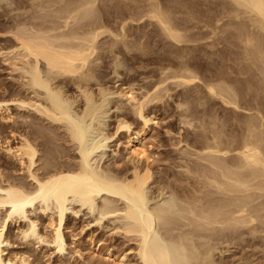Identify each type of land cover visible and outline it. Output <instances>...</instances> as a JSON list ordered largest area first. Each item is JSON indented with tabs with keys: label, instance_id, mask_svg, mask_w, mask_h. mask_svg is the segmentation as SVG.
Instances as JSON below:
<instances>
[{
	"label": "bare ground",
	"instance_id": "bare-ground-1",
	"mask_svg": "<svg viewBox=\"0 0 264 264\" xmlns=\"http://www.w3.org/2000/svg\"><path fill=\"white\" fill-rule=\"evenodd\" d=\"M3 1L12 0H0V6ZM31 1L41 12H33L28 18L17 14L12 16L7 31L13 44L8 49L0 50V55L17 72L21 86L31 95L25 98L0 99V264H26L30 260L27 253L29 251L12 254L8 252L11 241L7 234L13 221L27 219L25 226L18 227L16 234L20 239L46 243L54 247L56 252L64 253L68 245L65 233V229H68V211L74 203H79L81 207H87L93 212L98 210L100 216L95 220L99 223L109 214L122 216L121 223L115 227L117 231L121 229L131 235L136 245L132 247L133 254L123 253L117 258L111 247L106 249L105 257L113 258L119 264H128L130 259H134L137 264H213L216 259L212 253L216 244L211 241L216 236L221 241L226 230L236 233L244 228L255 235L256 232L264 233V114L259 115L260 112L255 110L258 114L248 115L244 125L240 126L242 130L237 145H234L237 140L235 134L224 138L225 136L215 132L212 141L207 139L199 152L201 162L196 167L192 166L188 174L190 176L186 175L187 185H175L176 181L174 184L172 181L161 182L156 185V196L150 199L148 184L155 173L150 165L141 167L140 162L145 160L149 164L151 161L145 142L146 127L149 128L156 122V116L148 114L145 106L150 101L162 99V91L168 89L164 82L169 78L191 83L198 79L195 75L197 73L188 70V63L180 60L181 68L177 66L181 72L166 74L163 68L162 72L166 76L162 73L160 77V74L161 79H156L158 81L152 83L151 88H145L147 90L144 89L141 95L134 92L133 86L112 89L98 81L99 64L96 61L101 58V49L108 50L109 53L114 51L115 46L114 43H108V47H103L99 42L103 33L106 35L105 33L111 32L109 26H104L105 22L104 25L101 23L104 27L100 25L101 2ZM230 1L236 5L233 4L236 11L245 14L259 30L258 34L243 33L244 28L237 27L240 29L239 42L244 43L245 51L251 55L249 58L254 59L257 66H260L261 73H264V0ZM14 2L17 6L24 3L23 0ZM148 4L151 6L150 13L147 12L148 15L151 14L149 18L152 16L156 19L159 24L157 26H160L167 38L184 43L192 39L175 23L177 17L172 16L175 13L173 6L169 7L172 9L170 11L159 0ZM175 7L179 10V6ZM142 8L140 7L145 11L146 8ZM234 8H231L232 11ZM112 32L110 35L113 37L121 36ZM167 69L169 68L165 70ZM207 88L212 94L227 98V102H233L235 107L239 106L236 95L229 100L232 93H237V90L234 93V86L232 88L228 83H211ZM112 94L118 95L116 107L120 111L125 108V102H130L136 116L143 122V128H133V124L122 116V112L117 115L115 131L110 132L101 126V115ZM226 95L229 97H225ZM253 101L255 102L254 99ZM12 105L22 111L24 108L31 110L32 118L42 119L43 122L47 120V123L38 126L34 119L31 118L30 121L29 117L20 112L17 114L20 117L17 118L31 127L24 129L28 127L21 125L19 121L14 122L16 113L12 110ZM42 127L60 130L59 134L65 135L73 146L71 148L75 149L76 160L69 163H65L67 160L55 161L49 147L41 153L39 147L42 142L36 140L46 134ZM123 130L128 132L125 142L127 159L134 163L131 173L102 170L97 163L92 162L93 154L105 141L119 136ZM51 143L54 142L50 141L49 144ZM183 180L185 181L184 178ZM36 209L43 211L48 218V230L43 233L39 219L29 214ZM89 243L90 253L95 256L99 253V248L92 238H89Z\"/></svg>",
	"mask_w": 264,
	"mask_h": 264
},
{
	"label": "rangeland",
	"instance_id": "rangeland-1",
	"mask_svg": "<svg viewBox=\"0 0 264 264\" xmlns=\"http://www.w3.org/2000/svg\"><path fill=\"white\" fill-rule=\"evenodd\" d=\"M12 1H3L0 6V50L8 49V46L10 47L13 44L7 31L10 28L12 16L17 14L20 17L28 18L33 12H41V9L35 4L33 5L31 0H23L24 3L19 6L14 2L16 0ZM127 1L129 2L125 0L122 2L121 0H98V3L101 2L98 5L102 11H100V14L102 13L100 25L101 23L104 25L105 22L104 26L107 25L106 28L109 26L108 29L111 32L113 31L112 33L121 35L119 37L115 36V38L112 34L110 35L111 32L102 29L107 33H105L106 35L103 33V36H100V45L108 47L111 43H114L116 47L114 46V53H107L108 50L101 49V58L96 61L99 64L97 72L100 80L98 81L107 84L112 89L133 86L134 92L141 95L142 92L147 90L145 88L149 89L150 86L152 87V83L155 84L158 81L156 79H161L160 77L163 74L181 72V69L179 70V67L181 68L180 60L186 61L188 70H192L194 74L197 73L195 75L198 77L191 83L178 82L169 78L164 82V86L168 89L162 91L164 93L162 99L150 101L145 106L148 114L156 116V122L151 124L149 128L146 127L147 137L145 142L147 143L149 154H151V161L149 164L144 162L145 160L140 162L141 167L150 165L149 167L155 173L148 184L149 197L152 199L157 194L156 185L161 182L172 181L171 183L174 184L176 181L175 185H187L186 175L190 176L188 175L190 174L189 170L201 162L199 152L203 149L207 139L212 141L211 139H213L215 132L221 134L222 137L225 136L224 138L235 134L234 136L237 137V140L234 145H237L241 136V127L244 125L248 115L258 114L259 112V115L264 114V73H261L260 66H257L258 63L254 59L249 58L251 55L249 56L247 51H245L244 43L239 42L240 38H238L242 28H244L242 29L243 33L257 32L258 34L259 30H257L258 28L251 20H248L249 18L245 14L236 11V5L230 0H171V2L170 0H159V3L165 9L167 7V9L172 11L174 8L173 11L175 13H171L174 18L175 16L177 17L175 18V23L178 24L179 29L184 30L183 32L192 38L188 42L185 41V43L177 42L170 37L167 38V35L165 36L160 30V26H157L159 24L155 21L156 19L152 16V19L149 18L151 14H147V12L150 13L151 9L148 3L157 2V0H148L150 2L147 0ZM176 1L180 2L181 5H178ZM124 3H126V6ZM146 4H148L147 7H144ZM171 6H173L172 9H170ZM175 6H179L180 11ZM125 7H127V10H125ZM140 7H143L142 9L146 8L145 11H142ZM231 8H234L235 13H233L234 11ZM28 9L29 12H27ZM184 12L187 14V18H184L186 17ZM236 12L238 13L236 14ZM242 17L246 18L242 19ZM179 18L181 19L177 20ZM103 25L101 26L104 27ZM237 27L240 29H237ZM141 41L142 43H140ZM108 43L110 44L108 45ZM127 46H130V48ZM133 46L138 47L134 48ZM140 49L142 50L140 51ZM180 55L185 59H181ZM163 68L169 69H167L168 71L164 69V71ZM170 69L173 71H170ZM16 74L17 72L12 70L11 65L6 62L4 56L0 55V99L31 96L21 86V81L17 79L18 75ZM95 82H93L94 85ZM211 83L215 85L222 83L226 85L228 83L232 88L234 86V93L236 90L237 93H232L229 100L234 99L235 96L233 95H236L235 99H237L236 101L240 107H235L236 105L233 102H227V98L223 99L220 95L212 94L207 88L208 84ZM238 88L241 90H238ZM225 97H229V95ZM117 98V94L110 95L108 104L101 115V126L109 129L110 132L115 131L117 115L122 114L126 120L133 124V128H143V122L136 116L137 114L131 107L130 102H125V108L120 111L116 107ZM12 107V110L16 113V115L14 114V118L16 117L14 122L19 121L21 125L24 124L17 118L20 117V114L26 115V117H29L28 120L31 121L33 117H31V110L24 108V111H22L16 105H12ZM120 112L122 113L120 114ZM18 113L20 114L17 116ZM33 119L38 126L47 123V120L43 122L42 119H35V117ZM25 124L23 126L28 128H22L28 130L30 126ZM41 129H43L44 134L46 133L43 138L42 136L40 138L45 139L46 144L43 140L38 139L39 137L36 140L37 142H42V146H38L41 153L43 150L44 153L49 147L48 149L52 150L54 154L55 161H57L56 159H59L58 161L60 162L67 160L65 163H69L71 160H76L77 156L74 157L77 155L74 152L75 149L71 148L73 146H71L72 144L65 135L59 134L58 131L60 130L45 127ZM48 130L50 132L52 130V134ZM121 132L119 136L105 141L104 145L93 154L92 162L97 163L102 170L110 171L111 173L118 171L131 173L134 163L127 159L128 151L125 147L128 132L125 130ZM50 141L54 143L49 144ZM0 152L2 154V150ZM197 157L199 158L197 159ZM116 163L118 164L116 165ZM186 166L187 168H185ZM167 195L169 196L170 193ZM71 206L72 208L69 209L67 217L68 229H65L68 245L64 253L56 252L54 247L46 243L20 239L16 233L19 225L25 226L27 220L25 219L24 221L11 222L7 234L11 241L8 249L9 254L17 251H29L27 253L30 255V260L26 264H119L112 260L113 258L105 257L108 247H111L115 252V258L123 253L133 254L136 242H134V239L132 240L131 235H127L121 229L117 231L115 227L121 223L122 216L120 214H109L103 217L101 223H99L95 220L96 217L100 216L98 210L93 212L87 207H81L79 203H74ZM29 214L39 219L42 233L48 230V225H46L48 218L43 211L36 209ZM240 230L236 233L233 231L229 232L231 230L226 232V230L222 235L223 238L221 236V241H219L220 238L218 236L212 239L211 242L216 244L214 245L215 249H213L214 253H212L214 255L213 258L216 259L214 261V263L216 262L215 264H264V233L260 232L259 234V232H256L255 235V233L249 232L245 228ZM89 238H92L99 248V253L95 254V256L91 255ZM129 261L128 264H137L134 259Z\"/></svg>",
	"mask_w": 264,
	"mask_h": 264
}]
</instances>
